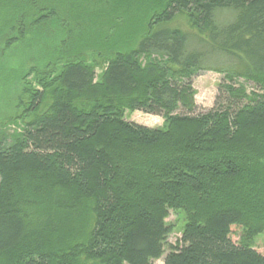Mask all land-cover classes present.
I'll list each match as a JSON object with an SVG mask.
<instances>
[{
    "label": "trees",
    "instance_id": "1",
    "mask_svg": "<svg viewBox=\"0 0 264 264\" xmlns=\"http://www.w3.org/2000/svg\"><path fill=\"white\" fill-rule=\"evenodd\" d=\"M102 1L105 10L116 2ZM54 2L0 0V113L8 114L0 115V255L12 264H156L172 232L166 218L182 209V236L163 264H264L252 242L264 232V0L140 1L131 30L105 39L100 75L78 53L43 51L42 65L18 72L35 74L36 85L21 78L14 94L7 85L18 69L3 67L12 46L47 30L71 33L57 30L59 21L78 23ZM221 10L233 18L220 22ZM181 14L189 29L175 24ZM215 56L218 67H209ZM207 68L224 78L215 106L200 110L194 79ZM128 110L161 115L165 125L127 120ZM26 176L83 199L73 206H89L84 232L24 247ZM238 226L249 231L237 242Z\"/></svg>",
    "mask_w": 264,
    "mask_h": 264
},
{
    "label": "rangeland",
    "instance_id": "2",
    "mask_svg": "<svg viewBox=\"0 0 264 264\" xmlns=\"http://www.w3.org/2000/svg\"><path fill=\"white\" fill-rule=\"evenodd\" d=\"M55 1L56 2L51 3L50 5L55 6V8L56 6L61 8V10L56 9V11L58 10L61 15H70L69 11L72 10V17L77 19L78 23L73 24L71 22L68 23L67 21H59L57 30L67 29L69 32L71 31V33L61 36V33L54 29L51 30V34L47 30L46 36H38V38L34 40L31 36H28L27 40H33L31 43L28 42L26 44L25 42H20V44L12 46L14 48L17 47L14 49V52L16 51V53L12 55V51L9 50L10 53H7L8 58L4 59L5 66L3 67H15L18 69L16 75L13 73V77L9 79L11 81L10 84L7 83L9 71H7V74L4 76V78H6L4 84H8L7 87H9V89L12 88L11 92L14 94L16 93L14 87L18 86L17 84L21 78L33 86L36 85L37 77L35 74L27 76L26 78L24 75H18V72L20 70V72L24 74L30 71L32 67H39V65H42L43 51L49 54L51 53V55H57L56 51L60 49L62 50L61 53H63V55L78 53L83 57V60H89L90 64L96 66L97 74L100 75L103 72L104 64L99 55L100 53H103L102 47L106 41L105 39L112 34L111 37L114 36V41L116 42V37L119 36V38H122L123 33H128L131 30V25H129V23L135 20L138 21L142 17L139 2L141 1L142 5L144 0H114L116 2L113 4L112 1V8L110 10L100 8L101 6H105V3H103L102 0ZM95 6L99 8L95 9ZM83 9L85 11H83ZM108 12L112 13L113 16L110 17L113 18V21L112 24L106 26L104 14ZM233 16L234 13L232 11L221 10L217 14V19L220 22H228ZM174 22L184 29H189L186 17L182 14L178 15ZM91 24L92 26H90ZM103 28H105V33H102ZM97 31H101L100 34L95 33ZM129 34H124V38L128 37ZM36 44L38 46H35ZM32 55L35 57H33V61L28 59ZM26 60L29 61L26 62ZM218 62H220V58L215 56L210 59L208 66L213 68L218 67ZM2 77L3 76L0 74V84L3 80ZM223 78L224 74H220L213 69L207 68L202 70L194 79V87L196 90L195 98L200 110H209L215 106L219 85ZM1 86L3 85L1 84ZM0 115L8 114L1 112ZM125 117L127 120L149 127H163L165 125V118L163 116L147 114L142 111L128 110L125 112ZM259 135L261 136V134ZM263 161L260 160L264 167ZM22 179L25 189L22 190L21 194L29 202L30 206L25 211L29 217L28 223L32 226L30 228V235H28L29 237L27 236L28 238L24 241V243L26 242L24 247L31 242H36L48 237L53 242L60 239L67 241L69 240L68 237L81 233L82 229L84 232L90 217L89 206L85 202L80 203L81 205L79 204L80 206L78 205V207L73 206L75 200L81 202L83 199L74 197L72 200L70 197L71 193L69 192V194H67L66 191H64L65 194H62V197L56 194H51V190L53 191L54 189L57 191L56 188H59L60 186L54 182L52 183L51 179L43 178L40 180L39 185L28 184L29 178L27 176L22 177ZM33 187L41 188L34 189ZM236 189L237 185L235 189L232 188V193H230L237 197L238 192ZM246 202H248L247 208L248 212H250L249 215L256 214L257 212L252 208L253 204H250L248 199ZM186 219L187 216L185 210H170V215L166 218V221L172 227V232L167 239L166 252L156 261V264H163L164 258L169 251V244L175 245L180 240ZM248 231L249 229L247 227L238 226L234 230V240L238 242ZM252 237L254 247L264 254V232L253 234ZM43 242H45V240H43ZM13 262H17V259L12 257L11 254L0 255V264H12ZM88 263L97 264L95 260H91Z\"/></svg>",
    "mask_w": 264,
    "mask_h": 264
}]
</instances>
